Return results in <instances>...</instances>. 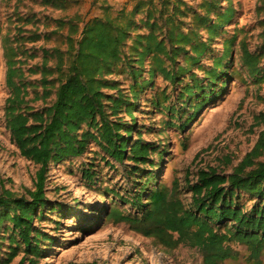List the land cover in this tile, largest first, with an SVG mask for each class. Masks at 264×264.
Here are the masks:
<instances>
[{"label": "rangeland", "instance_id": "374dc122", "mask_svg": "<svg viewBox=\"0 0 264 264\" xmlns=\"http://www.w3.org/2000/svg\"><path fill=\"white\" fill-rule=\"evenodd\" d=\"M73 1L65 10H60L61 7L44 0H0V40L3 42V46L0 42V193L6 189L22 195L25 190H31L37 170L34 163L21 156L6 127L4 105L10 89L5 83L4 46L11 44L21 49L15 60L20 61L22 79L28 84V106L37 111L50 105L55 89L46 100L39 98L41 75L36 70L43 60L42 49H67L69 30L66 25L59 27V21L73 17L79 29L80 21L102 13L101 4L96 0ZM172 1L179 5L176 16L179 30L174 34L178 31L187 34L195 29L194 39L205 45L198 61L183 54L174 60L161 57L167 69L174 72L178 67L184 69L175 76L180 75L179 80L166 79L156 72L148 83L150 71L157 67L151 55L142 65H121L108 77L115 86L107 93L116 98L121 92L124 99L134 102L135 120L132 122L124 104L115 115L107 110L108 119L123 126L119 134L128 138L127 151L137 139L149 146L144 163L135 165L128 158L122 163L115 162L90 143L82 156L51 167L45 183L48 203L42 217L35 218V230L31 234L32 237L35 232L42 235L40 256L26 255L20 248L8 260L11 232H5L2 226L0 264H19L21 260L23 264H30V259L36 264H204L203 255L197 249L179 245L168 250L147 236L141 225L119 222L117 215L140 220L147 210L150 192L171 187L173 180L178 182V196L188 204L186 175L192 180L199 169L208 166L229 174L254 146L264 130V123L257 125L256 119L264 115V14L257 13L258 0H217L208 20L212 23L216 13H222L227 7L232 8L234 17L217 33L209 35L196 17L201 15V0ZM121 5L112 6L120 8ZM25 12L34 15L32 24L25 22ZM165 26L159 38L165 39L171 49L170 27ZM29 36L32 39H21ZM245 46L259 58L257 75H252L244 62L242 48ZM185 48L188 56L195 57L189 43ZM49 60L48 66H52L54 61ZM213 73L216 78L211 77ZM195 80L198 84L193 93L183 94L184 87L194 85ZM140 82L146 83L138 97L133 98L131 87ZM204 93L211 100L193 116L194 105ZM127 127L132 128L131 134L124 132ZM225 159L230 160L229 164L224 163ZM87 170L93 173L91 179L82 174ZM136 199L138 203H133ZM38 214L40 211L36 217ZM227 245L237 257L222 264H264V252L259 261H248V252L242 244Z\"/></svg>", "mask_w": 264, "mask_h": 264}, {"label": "trees", "instance_id": "16d2710c", "mask_svg": "<svg viewBox=\"0 0 264 264\" xmlns=\"http://www.w3.org/2000/svg\"><path fill=\"white\" fill-rule=\"evenodd\" d=\"M96 1L101 4L99 10L102 13L80 21L79 29L74 23L77 19L73 17H68L69 21L58 22L59 27L66 25L69 30L66 50L56 47L42 49L43 60L36 70L41 75L42 96L39 98L46 100L53 89L55 97L41 110L33 111L26 100L28 84L22 79L20 61L15 60L21 49L11 44L4 46L5 83L10 89L4 105L6 127L21 156L37 166L31 190H25L22 195L6 189L0 193V227L4 226L5 232H11L8 260L15 257L20 248L26 255L40 256L39 237L42 235L35 232L32 237L31 234L35 230V218L42 217L48 203L45 183L51 167L82 156L90 143L97 145L115 162L122 163L128 158L135 165L144 163L149 146L137 139L127 151L128 138L119 134L123 126L108 119L107 110L115 115L124 104L132 122L135 120L132 117L134 102L124 99L121 92L116 98L107 93L115 86L108 77L115 74L121 65H142L151 55L157 70L150 71L148 83L156 72L166 79L179 80L180 75L175 76L184 69L178 67L176 72L167 69L161 57L174 60L183 54L196 62L204 52L205 45L194 39L195 29L187 34L180 31L174 34L179 30L176 24L179 5L176 1L134 0L131 8H114L105 0ZM44 2L59 6L60 10L74 3L73 0ZM216 3L217 0H201V15L196 14L199 25L209 35L217 33L234 17L232 8L227 7L222 13L217 12L216 20L211 23L207 17ZM258 4L257 13L264 14V0H258ZM25 13V22L32 24L34 15ZM164 24L170 27L168 40L171 49L165 39L159 38L160 32L166 30ZM187 43L195 57L188 56ZM200 46L201 51L198 50ZM242 54L248 71L257 75L260 72L258 56L246 46L242 48ZM49 59L54 61L52 66H48ZM211 77L216 78V73ZM145 83L131 87L133 98L138 97ZM197 84L195 80L194 85H186L183 94L191 95ZM198 100L193 116L211 99L204 93ZM256 119L257 125L264 123L263 114ZM124 132L131 134L132 128L127 127ZM229 162L224 160L226 165ZM82 174L87 179L93 177L90 170ZM185 186L190 194L188 204L178 196V182L173 180L171 187L164 186L150 192L147 210L140 220L118 214L117 221L141 225L147 236L168 250L179 245L195 248L203 255L204 264H222L236 258L237 254L227 245L230 242L246 248L248 261H259L264 252V130L229 174L208 166L199 169L192 180L186 175ZM132 202L138 203V199ZM37 211H40L38 217ZM29 262L36 264L34 259ZM19 264H23V260Z\"/></svg>", "mask_w": 264, "mask_h": 264}, {"label": "crops", "instance_id": "0c3cea01", "mask_svg": "<svg viewBox=\"0 0 264 264\" xmlns=\"http://www.w3.org/2000/svg\"><path fill=\"white\" fill-rule=\"evenodd\" d=\"M105 1L109 5L122 4L120 7H124L125 6L127 8H131L132 7V4L134 2V0H119L116 3H114L112 0H105ZM130 3H132V4L130 5Z\"/></svg>", "mask_w": 264, "mask_h": 264}]
</instances>
